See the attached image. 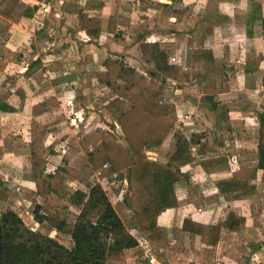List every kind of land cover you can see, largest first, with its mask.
Returning a JSON list of instances; mask_svg holds the SVG:
<instances>
[{"label":"trees","instance_id":"1","mask_svg":"<svg viewBox=\"0 0 264 264\" xmlns=\"http://www.w3.org/2000/svg\"><path fill=\"white\" fill-rule=\"evenodd\" d=\"M246 1V33L253 38L256 28L264 32V4L259 0ZM37 10L38 6L22 0H0V77L14 55L2 39L9 35L14 24L33 18ZM119 24L120 17L110 16L108 32L120 37V30L116 34ZM86 31L96 39L102 34L99 24ZM139 50L152 66L151 71L137 69L127 63L125 56L114 55L106 57L101 69L91 73L100 85L109 89L99 100L118 124L131 152L124 147L122 139L103 126L72 137L61 127L57 128L61 118L53 122H42L36 117L31 119L29 158L35 187L21 188V198L33 204L32 214L38 224L48 223L56 234L70 237L73 245L68 247L54 237L30 229L17 212L8 210L0 214L3 228L0 264H124L125 251L137 249L140 256L143 254L140 242L131 233L133 230L145 234L144 240L150 248L163 257L162 248L169 241L177 240L179 235L177 229L162 226L159 218L168 210L179 207L178 187L190 178L184 168L198 162L211 174L232 169L229 156L205 132L195 131L189 137L174 134L175 145L165 160L147 156V150L161 148L178 121L177 105L168 96L170 82L190 83L193 73L172 63L169 51L159 42L141 40ZM263 59L264 55L259 53L246 59V63L257 69ZM40 69L41 62L36 59L23 76L29 81ZM262 85L264 87V73ZM29 87L35 89L31 83ZM23 91L17 89L10 100L0 99V112H21L16 98ZM203 101L217 121L231 124V133L247 129L246 121L231 117L225 103L214 95H206ZM257 119L258 164L252 174L244 179L222 176L215 180L227 202L241 201L257 192L252 180L258 170H264V94ZM55 157H60L61 163H56L50 170L51 159ZM4 158V146L0 145V161ZM6 167V163L2 164L1 170ZM8 175L21 177L13 170ZM109 176H114L118 186L114 189L115 195L126 181L130 195L125 196L124 201L133 214L125 220L121 219L101 184ZM2 178L4 173L0 174V181ZM73 211L76 217L71 220ZM94 212H97L95 221L91 218ZM226 230L247 235L255 252L263 249L259 240L252 239L257 237L256 230L247 226L245 217L232 210L216 223L186 217L181 228L186 238L196 236L203 244L214 247L220 244L221 234Z\"/></svg>","mask_w":264,"mask_h":264},{"label":"crops","instance_id":"2","mask_svg":"<svg viewBox=\"0 0 264 264\" xmlns=\"http://www.w3.org/2000/svg\"><path fill=\"white\" fill-rule=\"evenodd\" d=\"M22 1L32 6H38V10L33 18L24 19L19 24H14L9 35L2 39V42L14 51V55L0 77V99L10 100L17 89H24L19 94L20 97L16 98V102H20L19 108L21 112L11 114H2L0 112V145L4 146L5 151V158L0 161V167L7 161L11 166L8 163L7 165L15 169L18 174L22 175L20 173L22 170L20 169L19 171L17 167L20 157L27 158L26 165L28 164L32 174L29 158L30 136L24 141L26 142L25 151L22 153L21 148L19 149V146L22 145V143H19L20 138L10 133H19L23 128L29 135L30 121L33 117L44 122L39 117V113L36 112L38 110L36 106L41 102H43L44 106L45 102L43 100H45L44 96L46 94L54 96L52 111L57 118H61L62 101L65 109L66 107H70V109L74 110L71 112L77 115V122L81 121L80 125L82 124L85 127H88V125L92 127L106 126L108 128L110 126L114 129V132L116 131L115 129L119 132L118 124L113 120L107 109L102 107L104 105L99 100L109 89L104 85H100L97 79L92 77L91 73L96 69H101L102 61L106 57L114 55L125 56L127 63L137 69L151 71L152 66L149 67L150 65L142 57L139 44L141 40H145L141 25L145 21L147 23V21L153 19L154 14L158 17V24L160 23V26L151 34L153 40L147 38L146 41L159 42L162 47L169 51L171 62L191 71L193 78L195 76L194 73L197 72L196 77H207L211 80L227 77L231 81H241L244 77L247 82L248 78L255 75L257 80H261L260 84H262L264 59L257 69L252 64L253 67L246 63V59L254 58L259 54V52L257 55L254 54V50L257 48H260V53L264 55V32L260 28H256L253 38L248 37L246 33L245 23L248 10L246 0H168L167 3L160 0V3L156 5L158 8L156 11L160 10L158 13L141 10L139 13L140 23L138 20L137 23H134L135 19L129 18V27L124 26L128 20L125 8H120L119 4H115L114 2H112V5L107 4L104 6L102 3H99V0ZM259 1L264 4V0ZM118 2L120 0H117ZM100 4L103 8L99 6ZM164 6L168 8V13H166V7L163 9ZM82 16L88 20H85L87 24L80 23ZM110 16L120 17L119 28L116 32V34L119 33V30L122 32L120 33V37H116L114 34L108 32ZM163 17L168 21L164 22L161 19ZM89 19H95V22L101 26L102 34L98 39L92 38L87 34L86 29L91 27ZM36 59L41 62V69L37 72L36 76L29 79V82L23 75ZM29 83L35 87L34 90H31ZM172 84L184 85L175 81H171L170 85ZM238 87L239 82L235 85L236 89L232 91L240 92L241 89ZM213 88H216L215 84ZM213 88L214 92H206V94H203L202 100L206 95H214L216 98L220 95V90L216 91ZM8 90L9 94L7 95ZM61 93L63 94L61 95ZM66 94L69 95L68 101L66 98V101L64 100ZM263 94L260 95L258 102L256 100L253 101L252 97L255 94H253L252 90L247 102H255L259 106ZM76 98H79V103L76 102ZM191 99L194 100L195 98L191 97ZM88 102L93 103V106L88 107ZM222 102L225 103V106L238 104V99L234 98V103H230L229 101ZM205 106L208 107L206 104ZM41 111L45 112V110ZM186 112L188 114L186 109L185 113L183 110L180 111L178 109L180 117L187 115ZM233 112L237 113L238 111ZM246 112L241 114L242 117L235 118L244 119L248 114ZM234 113L230 112V116L232 117ZM188 116L189 118L186 121L176 124L161 148L155 151L149 149L147 150V154L157 156V160H160L162 158V156L159 157L160 152L163 151V154H167L174 147V134L180 133L189 137L195 131L205 132L208 135L209 132H213L210 126L200 123L198 119L197 122L199 123H197L193 116ZM12 118L15 120L14 124L5 125L7 120H11ZM244 120L246 121V119ZM226 123H228L227 126H229L230 132L231 124L229 122ZM192 125L198 127H193ZM247 125L246 121V127H248ZM6 126H11L10 128L13 131L9 132V128H6ZM255 127L259 128L257 124ZM243 132L250 133L248 128L243 130ZM238 133L240 132L232 134L236 135ZM171 138L174 139L173 144H169L168 142ZM253 139L254 155L246 152L242 146L238 148L242 155L247 156L243 160H241L242 158L239 155L228 151L232 146L230 142L225 144L217 141L213 142L218 144L222 148L223 153L229 156L230 161L233 162V167L237 165V169L235 168V170L249 174L252 173L250 171L254 170L258 164V137L256 131H254ZM248 151L251 150L249 149ZM62 153L63 150L60 151V154ZM9 158H12L13 161H10ZM237 158L239 159L238 162L236 161ZM57 159L59 160H52V162H56L59 165L61 163L60 157H57ZM194 165H198V168L191 171V167ZM231 170L222 174H211L205 171L198 162L185 167L184 171L189 174L190 178L179 185L177 196L180 205L178 208L170 209L163 213L159 219V223L180 229L178 227L182 228V225H178V222L173 226L176 221L179 220L183 224V220L190 216L195 220L204 222L206 211L213 215L216 209L224 207L227 212L232 210L238 216H243L247 219V226L255 229L257 232V237H252V239L254 241L259 240L263 244V249L260 252H255L249 245L247 235L242 232H229L226 230L221 234L220 244L215 247L202 244L198 237L195 236L190 237L191 239L187 238L189 240V245L186 246L187 249L181 247V244L176 241L171 242L166 246V254L169 260L173 258V264H263L264 170H258L252 180V183L257 186L255 194L249 195L241 201L227 202L219 192L215 180L217 177L230 176ZM0 171L2 173V170ZM9 178L11 177L8 175V179L6 180H9ZM11 179L15 182L19 181V186H21V183L23 184L22 186L28 188L27 184L24 185L25 182H21L19 178L13 177ZM190 186H192V189L193 187L195 189L192 191ZM34 187L35 183L29 188L33 189ZM195 190L199 191V193L201 191L204 192L206 203L201 206V210H199L198 205L193 201L196 197L194 194L196 193ZM125 196L128 198L129 193L120 195L119 192L118 194L119 199L123 201ZM196 199L198 203L200 200L199 198ZM118 203L120 212L117 209L115 210L121 219L123 218L121 213L126 218H129L132 215L131 209L125 208L122 203V205L120 204L119 200ZM30 205L31 203L29 202ZM192 209H196L198 211L197 214H192ZM132 233L140 242L139 247L143 249L142 244L146 242L144 240L145 234L139 232ZM249 235L251 237V234ZM180 237H184V234H181ZM183 241L185 242V238ZM190 243H195L196 249L191 248L188 250ZM126 255L127 264H148L142 258V255L140 256L137 253V249L125 251ZM160 264L167 263L160 260Z\"/></svg>","mask_w":264,"mask_h":264},{"label":"rangeland","instance_id":"3","mask_svg":"<svg viewBox=\"0 0 264 264\" xmlns=\"http://www.w3.org/2000/svg\"><path fill=\"white\" fill-rule=\"evenodd\" d=\"M112 2H114L115 4H119L120 8L121 7L125 8V13L128 14V18H127L128 20H127V23L124 24V26L129 27V25H128L129 24V18H134L135 19L134 23H137V20L140 23L139 13L141 10L142 11L149 10L151 13H156L157 12L156 10H158L156 5L158 3H160V0H122V1L120 0V2H118V3H117V0H99V3H102L104 6L107 4L112 5ZM163 2L167 3L168 0H163ZM99 6H101V4ZM165 7L166 6H164L163 9H165ZM167 10H168V8L166 9V13H168ZM167 15H169V14H167ZM164 17H165V15H164ZM164 17L161 19H163L164 22L168 21ZM104 18H106V17L104 16ZM157 18L158 17H156V15L154 14L153 19H150L149 21H147V23L145 21L141 25L143 27L142 34H143L145 40H147V38L152 39L153 36L151 37V34L153 33L154 30L157 29V27L160 26V23L158 24ZM85 20H87V19L82 16L80 19V23L81 24L82 23L87 24V22ZM154 22H155V24H154ZM95 24H97V22H95V19L94 20L89 19V25L90 26L95 25ZM123 29H125V28H123ZM258 52L260 53V48H257L256 50H254L255 55H257ZM248 55H250V54H248ZM149 67H151V65ZM144 71L148 72L146 70H144ZM196 73L197 72L194 73L195 76L193 78V81L190 83H187L184 85L172 84L170 87V90L168 92L169 98L172 99L173 102L176 103V105L178 106V109L180 111L183 110L185 113V109H186L188 111V114H187V112H186V114L193 116V118L195 119L196 122L198 119V121L200 123H204V125L210 126L213 129V132H209V138L212 141H217V142L222 143V144L230 142L232 144V146L229 148L230 150H228V151H231V152L239 155L240 158H242L241 160L245 159V157L247 158V156L241 154L240 150L238 149L240 146H242V148H244L246 150V152L251 153V155H254L253 153H254L255 149H254L253 137H254V131L257 132V137H258V129L255 126H256V124L258 125L257 114H258L259 106L255 102L248 103L247 101L250 97V93L252 90H253V94H255L254 97H252L253 101H255V100L257 102L259 101L260 95H262L264 93V87L262 84H260L261 80L260 79L257 80L255 75L253 77L248 78L247 82H246L244 77L241 79V81H231V80H228L227 77H220V78H218V80L217 79L211 80L210 78H207L205 76H204L205 78H203L201 76L196 77ZM241 76H244V75H241ZM238 82H239L238 88H240L241 91L240 92H233L232 90L236 89L235 85H237ZM214 84L216 85L215 89L213 88ZM212 88L216 91L218 89L220 90V95L217 96L219 101H229L230 103H234V98L238 99V104L227 105L225 107L229 110V112H232V113H234L233 111H238L237 113L233 114V116H232L233 118H235V117L239 118V116L242 117L241 114L247 111L246 113H248V114H247V116H245L244 119H246V121L248 123L247 128H248V131H250V133L240 132L236 135H233L232 133L229 132V126H227L228 123H226L225 121H223V122L216 121L214 113H212L208 109V107L205 106V104L203 103V100H202L203 94H206V92H208V91L214 92L212 90ZM8 94H9V90L7 91V95ZM62 94L63 93H61V95ZM44 97H45V100H43L45 102L44 106L42 104L43 102H41L40 104H37V106H36V108L38 109V110H36V112L39 113V117L42 118L44 122H53L55 120H59L60 117L57 118V116L54 115L53 111H52V105H54V101H53L54 96H48L46 94ZM191 97H194L195 99L193 100V99H191ZM65 98L68 101L69 95L66 94L64 96V100H65ZM76 102L77 103L80 102L79 98H76ZM80 105H81V103H80ZM80 105H78V106L80 107ZM87 105H89L88 107H91V105L93 106V103L88 102ZM65 107H66V104H65ZM102 107L105 108L104 106H102ZM41 110H45V112H42ZM71 111H74V110L70 109V107L69 108L66 107V109H65L64 104L61 101V121H60L61 123H59V126L57 128L60 129V127H61V129L64 130L65 132H69L72 135V137H74L76 135L78 136L79 134H81V132H83L87 129L93 128L92 126H89V125H88V127H85L82 124L80 125L81 121L77 122V115H75V113H73ZM179 117L180 116H178V119H179ZM13 118L11 120H7L5 125H8V124L12 125L11 123L14 124L15 120ZM199 122H197V123H199ZM177 123H178V121H177ZM10 127L11 126H6V128H9L8 129L9 132L13 131ZM193 127H198V126L194 125ZM22 129H21V132H19V133H16V134L10 133V134H14L18 138H20L19 143H22V145L19 146V149L21 148L22 153H23L25 151V143H26L24 141L27 138H29V135L27 134L25 129H23V132H22ZM107 130H109V132H114V129L111 128L110 126ZM117 133H119V135L122 136L120 130H119V132L117 131ZM73 134H75V135H73ZM120 139H122V137ZM168 142H169V144H173L174 139L171 138L170 140H168ZM61 148H60V150H61ZM249 149L251 151H248ZM155 150L156 149H153V151H155ZM163 153H164L163 151L159 153V157L162 156V158H160V160H165L164 156L166 153L165 154H163ZM24 156H26V155H24ZM147 156L158 159L157 156L150 155L149 153L147 154ZM9 160L13 161L12 158H9ZM51 160H59V159H57L55 157V158H52ZM252 160H253V156H252ZM26 161H27V158L25 159V157L24 158L20 157V159L18 160V163H17L18 164L17 167L19 168V171H20V169L22 170L20 172V173H22V175L20 177V181L25 182L24 185L27 184V186L29 188L30 186L34 185V180H33L32 174H31L30 167L28 166V164L26 165ZM236 161L238 162L239 159L237 158ZM249 162H251V161H249ZM7 163L8 162L6 161L7 167L3 169L4 172L2 171V173H1V171H0V174L4 173V178H2L3 180L0 181V214L6 212L8 210H14L15 212H17L22 217L26 226L29 227L30 229L35 230V231H39V232L44 233L45 235H49L51 237H54L60 243H63L64 245L71 247L73 245V243L71 242L72 240L70 239V237H67V236L62 237L61 235L56 234L57 232L54 231L53 228L48 223H44V224L40 225L34 220V214H32V210L34 208L33 204H31L29 206V202L24 201L20 195V189L24 187V186H22L23 184L20 183L21 186H19L18 185L19 181L15 182L11 178H9V180H6V179H8V173L10 171H12V170L16 171L12 167H9L7 165ZM8 164L10 165V163H8ZM55 164H56V162L51 161L50 167H49L50 170H52L54 168ZM22 166H23V168H22ZM191 168H192L191 171H193L196 168H198V165H194ZM235 168L237 169V165H234V167L232 166V170L229 174L230 176H236V177H240V178L244 179V178L249 177L250 174H252V173L248 174L247 172H243L240 170H235ZM0 170H1V167H0ZM252 171H250V172H252ZM6 175H7V177H6ZM29 181H30V183H28ZM98 181H101V179L98 178ZM101 184L106 189V192L108 194L110 201L112 202V204L114 205L115 209H117L118 212H120L118 200H119L120 204L122 203L125 208L127 207L128 210L130 209L128 207V205L125 204L126 203L125 201L119 199L118 194L115 195L113 193L114 189L116 187H118L115 183L114 176H109L108 178H106L105 181H102ZM123 186H125V184ZM190 188L192 191L195 189L194 187L192 189V186H190ZM201 193H203V194H201ZM201 193H199V191H196V193H194L196 195V197L193 200V201H195V204L198 205L199 210H201V206L205 205V203H206V199L204 198L205 197L204 192L201 191ZM200 195H202V196H200ZM196 198H199V200H200L198 203H197ZM197 212L198 211L196 209H192V214H197ZM226 212L227 211H226V209H224V207L220 208V209L219 208L216 209L213 215H212V213H209L206 211L204 214V222H208V223L209 222L210 223L219 222L224 218V215L226 214ZM131 213L133 214L132 210H131ZM60 214H61V212H60ZM121 215L123 217L122 219L125 220L126 217L124 216V214L121 213ZM96 216H97V212H94L93 214H91L92 220L95 221ZM75 217H76V212L73 211L72 216H71V218H72L71 220H73ZM196 217H197V215H196ZM201 218L203 219V217H201ZM246 221H247V219H246ZM177 222H178V225H180V224L182 225V223H180V221L178 220L174 223L173 226H175V224H177ZM162 226L168 227L165 225H162ZM170 227L175 228L172 226H170ZM178 228H180V229L175 228L178 230L177 234L179 236L181 234H184L181 231V227H178ZM190 237H193V236H189L188 238L191 239ZM184 238H185V242L183 241ZM198 239L200 241V238H198ZM175 241L180 243L181 247L186 248V246L189 245V240H187L185 235H184V237H180V238L178 237L177 240H175ZM171 242H173V241H169L162 248L161 252L162 253L164 252V256L163 257L159 256V259L162 262L167 263V264H173L174 263L173 258H171V260H169L167 257V254H166V248H167L166 246L169 245ZM191 248L196 249L195 243L194 244L190 243L188 250H190ZM179 250H181V249H179ZM197 251H199V250H197ZM157 256H158V254H157ZM126 257H127V255H126ZM124 264H127V259H125Z\"/></svg>","mask_w":264,"mask_h":264},{"label":"built area","instance_id":"4","mask_svg":"<svg viewBox=\"0 0 264 264\" xmlns=\"http://www.w3.org/2000/svg\"><path fill=\"white\" fill-rule=\"evenodd\" d=\"M183 118H184V119H183ZM188 118H189L188 115H185L184 117H179V119H178V124H179V123H182V122H184V121H186ZM103 128L108 129V127H106V126H104ZM113 133H115V132H113ZM125 184H126V181H125ZM127 193L130 194V192L128 191V189L124 186V187L121 189V191H120V195H122V194L125 195V194H127ZM132 232H137V231L133 230ZM132 232H131V233H132ZM132 235H133V233H132ZM134 236H135V235H134ZM142 248H143L142 258H143L144 260H146L148 264H160V260H159V258H158V256H157V253L154 252V251L150 248L148 242H145L144 244H142Z\"/></svg>","mask_w":264,"mask_h":264},{"label":"water","instance_id":"5","mask_svg":"<svg viewBox=\"0 0 264 264\" xmlns=\"http://www.w3.org/2000/svg\"><path fill=\"white\" fill-rule=\"evenodd\" d=\"M115 130H116V131H115V135H116L118 138H121L122 136L119 135V133H117V129H115ZM121 141H122L124 147H125L128 151L131 152V147H130L129 143L127 142V140L124 139V138L122 137V140H121ZM2 249H3V228H2V225H1V223H0V257H1Z\"/></svg>","mask_w":264,"mask_h":264}]
</instances>
